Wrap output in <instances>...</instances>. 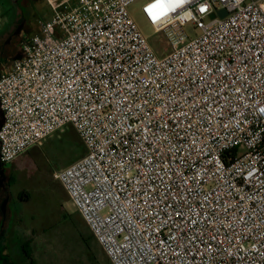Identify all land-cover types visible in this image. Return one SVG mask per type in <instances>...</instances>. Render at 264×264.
<instances>
[{"label":"built area","instance_id":"1","mask_svg":"<svg viewBox=\"0 0 264 264\" xmlns=\"http://www.w3.org/2000/svg\"><path fill=\"white\" fill-rule=\"evenodd\" d=\"M45 1L0 74V163L70 125L53 178L110 264H264V0H149L163 56L137 0Z\"/></svg>","mask_w":264,"mask_h":264},{"label":"rangeland","instance_id":"2","mask_svg":"<svg viewBox=\"0 0 264 264\" xmlns=\"http://www.w3.org/2000/svg\"><path fill=\"white\" fill-rule=\"evenodd\" d=\"M148 1L137 0L130 5L129 13L155 54L163 56L169 51L166 38L148 24L141 11ZM50 17V8L45 0L0 2V74L10 66V50L19 53L22 37L35 33L38 24ZM21 23L24 26L20 33L9 40ZM184 31L190 38L199 34L190 23L185 25ZM85 152L76 131L68 125L63 131L55 132L33 146L14 163L20 177L14 179L11 194L14 199L19 192L28 196L19 207L23 212L24 229H30L26 238L36 236L35 241L39 243L36 259L40 264H110L63 187L53 178V173L67 168ZM6 208L7 204L4 210ZM22 253L24 264H36L27 256L30 253L27 248L23 247Z\"/></svg>","mask_w":264,"mask_h":264},{"label":"crops","instance_id":"3","mask_svg":"<svg viewBox=\"0 0 264 264\" xmlns=\"http://www.w3.org/2000/svg\"><path fill=\"white\" fill-rule=\"evenodd\" d=\"M25 37L23 36L22 40ZM32 147L25 150L11 162L6 164L0 163V264H24L23 247L29 250L30 253L27 256L31 258L33 263L40 264L36 259V249H38L39 243L35 241L36 236L30 239L26 238L30 229H24L25 224L22 222L23 212L19 207L23 201L28 199V196L24 192H19L17 193L18 196L14 199L11 194L14 179L20 175L16 171L14 163L18 157ZM7 164H10V166L7 167ZM5 199H7V208L2 212L1 205Z\"/></svg>","mask_w":264,"mask_h":264},{"label":"snow or ice","instance_id":"4","mask_svg":"<svg viewBox=\"0 0 264 264\" xmlns=\"http://www.w3.org/2000/svg\"><path fill=\"white\" fill-rule=\"evenodd\" d=\"M176 2L182 3L183 0H156V3L150 8V10H155L153 12V18L156 19L158 17L166 15L168 11V6Z\"/></svg>","mask_w":264,"mask_h":264},{"label":"flooded vegetation","instance_id":"5","mask_svg":"<svg viewBox=\"0 0 264 264\" xmlns=\"http://www.w3.org/2000/svg\"><path fill=\"white\" fill-rule=\"evenodd\" d=\"M14 2H15V1H14ZM23 26H24L23 23H21V24L18 26V28H16V30L12 32V35H11V37H10L9 40H11V38H13L15 35H18V34L20 33V30H21V28H22ZM17 29H19L18 32H16ZM9 54H10V56H9V63L12 64L13 61L15 60V58H16L17 56H19V53H17L15 50H12V51L9 52Z\"/></svg>","mask_w":264,"mask_h":264},{"label":"water","instance_id":"6","mask_svg":"<svg viewBox=\"0 0 264 264\" xmlns=\"http://www.w3.org/2000/svg\"><path fill=\"white\" fill-rule=\"evenodd\" d=\"M225 15H226V12H225L224 10H221L220 12H218V16H219L220 18L224 17ZM210 17L213 18L214 15L212 14ZM18 31H19V29H17V32H18ZM16 59H19V56H17V57L15 58V60H16ZM6 203H7V199H5V200L3 201V203H2V205H1V211H2V212H4V206H5Z\"/></svg>","mask_w":264,"mask_h":264},{"label":"bare ground","instance_id":"7","mask_svg":"<svg viewBox=\"0 0 264 264\" xmlns=\"http://www.w3.org/2000/svg\"><path fill=\"white\" fill-rule=\"evenodd\" d=\"M179 4H180V2H176L174 4H171L168 6V9H175L179 6ZM153 11H155V10L153 9Z\"/></svg>","mask_w":264,"mask_h":264},{"label":"trees","instance_id":"8","mask_svg":"<svg viewBox=\"0 0 264 264\" xmlns=\"http://www.w3.org/2000/svg\"><path fill=\"white\" fill-rule=\"evenodd\" d=\"M6 0H0V2L3 4L4 2H5ZM11 8V7H10ZM14 11V10H13ZM2 112H1V110H0V119H1V121H2ZM1 123V122H0Z\"/></svg>","mask_w":264,"mask_h":264}]
</instances>
